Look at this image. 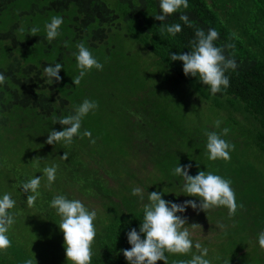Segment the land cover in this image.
Returning <instances> with one entry per match:
<instances>
[{
    "label": "trees",
    "instance_id": "trees-1",
    "mask_svg": "<svg viewBox=\"0 0 264 264\" xmlns=\"http://www.w3.org/2000/svg\"><path fill=\"white\" fill-rule=\"evenodd\" d=\"M109 2L114 7L104 0H0V74L6 78L0 84V198L10 193L15 201L14 208L8 210L14 215L7 233L11 246L0 250V264H25L27 259L33 264H72L58 226L61 217L50 207L58 195L79 200L89 212H96L90 264H129L121 250L131 249L127 233L133 228L139 232L149 193H163V199L177 204L199 201L183 192V177L172 174L176 166L189 164L188 154L197 151L196 136L191 138L182 132V126H174L165 106L161 110L153 100H146L156 99L155 95L142 98L137 109L128 114L129 126L123 121L112 127L121 134L116 140L114 132L110 137L100 135L103 127L96 126L88 113L71 144L63 140L46 143L52 130L64 129L58 119L74 115L83 97L75 101L72 86L50 79L44 68L55 63L64 67L66 56L73 59L71 51L79 43L97 47L106 43L110 34L123 31L202 100L218 108L233 107L249 117L256 129L254 144L264 154V0H220L217 7L210 6L208 0H188L187 9L181 7L163 22L155 19L163 14L161 0ZM182 14L192 26L180 20ZM53 16L63 18L66 42L60 43L59 35L47 39L45 25ZM177 23L182 31L175 36L161 30L162 24ZM33 27L39 29L35 36ZM209 28L219 33L215 46L222 47L225 57L238 66L225 71L229 86L215 95L199 77L184 74L182 61L170 59V53H190L197 29L207 33ZM33 51L42 54L32 58ZM53 52L56 54L50 58ZM85 130L91 132V139L83 136ZM64 153L67 160L62 158ZM50 166H57L51 184L43 173ZM204 166L191 167L189 175H197L198 170L207 173L210 162ZM35 177L41 178L40 195L29 207L30 193L23 191L22 183ZM136 187L142 189L143 201L132 195ZM193 210L188 207L177 213L186 219L187 228ZM141 238H145L143 234ZM59 248L63 252L59 253ZM165 256L167 264H179L190 260L193 253L191 249L187 254L165 252ZM241 257L236 260L232 252L225 264H239ZM205 259L210 261L208 254Z\"/></svg>",
    "mask_w": 264,
    "mask_h": 264
},
{
    "label": "rangeland",
    "instance_id": "rangeland-1",
    "mask_svg": "<svg viewBox=\"0 0 264 264\" xmlns=\"http://www.w3.org/2000/svg\"><path fill=\"white\" fill-rule=\"evenodd\" d=\"M104 1L114 7L109 0ZM208 2L210 6L220 5V0ZM58 32L60 43L66 42L63 24ZM115 32L116 36L110 34L106 43L97 47L86 45L93 57L103 65L102 70L92 68L87 71L76 86L73 78L80 74V69L77 66L78 48L75 45L70 56L73 59L66 56L58 82L72 86L75 101L83 97L79 106L85 99L98 104V108L89 112L93 123L103 127L102 136L110 137L114 132L115 140L121 134L113 131L112 127H117L123 121L129 126L128 114L137 109L142 98L155 95L156 99L146 100H153L157 106L160 105L161 110L165 106L174 126H182V132L191 138L196 136L197 151L187 156L192 167L205 168V163L210 162L207 171L230 180L236 195L235 215L230 216L228 208L224 206L210 208L207 212L199 208L190 212L187 226L193 242V255L200 254L195 248V243L199 242L208 249L210 264H225L232 252L236 260L245 253L239 264H264V249L260 248L258 242V234L264 231V154L254 144V124L233 107L218 108L212 102L202 100L175 75L159 67L155 57L138 41L125 36L123 31ZM54 52L50 58L56 54ZM41 54L40 51H33L30 57L36 58ZM216 121H220L219 127ZM224 128L229 129L227 135H223ZM209 132H216L230 145H234V150H229L230 160L213 161L208 158L206 133ZM178 144L184 152L182 143ZM195 198L199 200L196 202L199 205L200 198ZM193 224H197L196 227H192ZM57 251L63 252L60 248Z\"/></svg>",
    "mask_w": 264,
    "mask_h": 264
},
{
    "label": "clouds",
    "instance_id": "clouds-1",
    "mask_svg": "<svg viewBox=\"0 0 264 264\" xmlns=\"http://www.w3.org/2000/svg\"><path fill=\"white\" fill-rule=\"evenodd\" d=\"M188 0H161L160 8L163 14L156 15L155 19L164 21L168 15L178 11L181 7L188 8ZM180 20L185 24L191 25L187 15H181ZM63 24V18L53 16L50 23L45 25L47 39L54 40L58 35V29ZM161 30L175 36L182 31L180 24L164 25ZM22 31V29H21ZM39 29L33 27L31 33L35 36ZM196 39L192 41V51L190 53H170L172 61H182L183 71L186 76L199 77L203 85L210 86L213 95L220 92L221 88L229 86V79L225 76L228 69L235 70L238 66L234 59L226 58L223 54V48L214 44L219 38V33L209 28L207 33L203 29H197L195 33ZM67 46V45H66ZM230 47V45H229ZM78 54L76 55L77 66L80 74L73 78V82L78 86L81 79L87 71L92 68L98 70L103 69V65L99 63L92 55L90 50L84 43L77 44ZM60 63L54 66L49 65L44 68V73L56 81L61 79L59 73L62 69ZM5 76L0 74V84L5 82ZM98 108V104L85 99L83 103L75 110L74 115H68L58 119V123L65 126L62 131L52 130L46 141L47 144L64 141L71 144L73 137L80 133L82 118L90 111ZM220 121H216L219 127ZM228 128L223 129V135H227ZM207 135V155L210 160H230V149L234 150V145H230L226 140L222 139L216 132L206 133ZM83 136L91 139V132L85 130ZM92 143H95L92 140ZM63 159L67 160L68 155L64 153ZM191 163L186 166H176L172 170V174L183 177V192L187 196L200 198L199 205L194 200L185 201L183 204H177L166 201L162 198L163 193L151 192L148 194V202L143 205V221L140 225L139 232L133 228L127 233L128 241L131 249H122L124 257L129 264H157L158 261H164L167 264L165 252L172 254H187L193 248V242L190 239V232L185 224L186 219L178 216L177 213H183L188 207L194 210L199 208L207 212L213 207L224 206L229 210V215H235L237 211L236 195L231 187V181L215 175L211 172L199 171L197 175H189ZM57 166L45 167L44 175L47 177L49 184L56 179ZM41 184V178H31L27 182L22 183V189L25 193H30L27 197V205L33 207L40 195L38 188ZM132 195H139L143 201L142 189L133 188ZM15 201L10 193H5L0 198V250H6L11 246V240L7 233L14 224V215L9 214V209H13ZM50 207L57 210L61 217L58 224L63 233L66 257L72 264H90L91 262V245L95 240L96 230L94 220L96 212H89L84 204L79 200H69L64 196L58 195L50 202ZM243 207V205H240ZM193 224L192 227H196ZM222 227V225L220 226ZM141 234L145 238H141ZM258 242L261 249H264V231L258 234ZM195 248L200 252L199 255H193L190 260L180 261L179 264H210L205 257L208 249L203 248L199 242L195 243ZM25 264H33L32 259H27Z\"/></svg>",
    "mask_w": 264,
    "mask_h": 264
}]
</instances>
